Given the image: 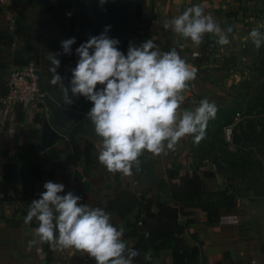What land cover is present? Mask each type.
<instances>
[{
    "label": "crops",
    "instance_id": "obj_1",
    "mask_svg": "<svg viewBox=\"0 0 264 264\" xmlns=\"http://www.w3.org/2000/svg\"><path fill=\"white\" fill-rule=\"evenodd\" d=\"M22 1L25 3V8L19 12L10 11L8 7H2L4 5L0 4V29H7L13 36V44L10 47L5 48L0 45V85H3L10 71L21 68L14 65L12 59L14 54L22 51L26 46L32 48V54H37L42 63L44 60H49V53H57L56 49L59 48L60 53L62 52L59 44L54 45L58 42L59 35L65 36L68 33L69 37L75 38L76 43L72 45L74 54L80 44L94 36L86 28L85 13L90 0ZM194 5L201 6L205 15H211L225 31L229 40L227 45H219L215 34H205L203 41H213L214 48L205 55L200 64L195 62L200 57V45H194L190 39L174 33L171 28L167 30L164 28L166 20L178 16ZM99 20L98 32L95 36L101 34L106 26H110L107 35L119 41L118 49L125 55L128 50L127 45L132 43L139 46L146 39H152L162 52L175 48L181 58L197 69L195 79L188 83V89L184 93V101H189L192 92H200L204 88L201 84L203 80L199 77L200 72H204L206 68H212L210 74L225 71L228 56L232 51H235L233 56L242 54L241 48L244 47L251 30L258 28L264 33V0H127L126 10L120 19L114 20L110 14H106ZM146 27L148 30L145 34ZM229 27L233 29L231 33L226 31ZM77 61L78 56L60 63L57 72L62 74L61 76L66 81H63L65 85H68L71 79V74L66 75L71 70L67 66L76 65ZM51 67L49 61L48 67H45L47 71L44 76L45 81L42 80L48 97L65 108L83 113L82 111L87 109L84 106V97L80 99L74 97L70 106L64 105L61 88L55 89L53 86L56 85L50 83L52 78L49 69ZM228 70L232 72V69ZM75 101L78 105L74 104ZM184 108L180 110H190V108ZM38 114L43 113L33 109L21 110L18 113L14 109L6 114L0 107V135L3 134L9 150L7 156H0V172L6 164H15L22 170L28 168L26 157L18 153L19 145L23 141L19 131L23 128L38 130V145L41 147L40 125L42 122L38 124L34 120ZM77 138L93 143L96 155H99V142L96 143L93 139L83 136ZM68 140H59L53 147L62 151ZM179 146L180 144L177 143L174 150L165 148L164 155L162 153L159 156L145 151L152 162V171L156 181L154 186H151L150 182L140 183L134 176L133 169L130 176H125L122 173H109L99 162L88 170L82 163L77 166L66 165L63 163L67 154L64 150L56 164L40 162L39 178L34 180L32 190L23 192L25 195L30 193V195L40 196L44 191V183L51 181L63 184L64 193L62 195L71 191L80 197L81 204L102 208L109 213L111 223L117 229L124 230L123 240L129 247H132L137 243V237L132 230L130 231L129 225L135 222L138 208L127 210L121 218L108 207L107 203L113 201L119 191H128L137 200L162 199L173 206L169 199V192L165 190L168 181L166 172L176 171L177 174L171 183L179 184L180 175L195 170L197 166L192 158L185 157L184 150ZM218 180V176L205 179L206 191L215 192L223 189L224 185L219 184ZM0 181L8 187L6 194H0V264H82L81 257L88 259L87 264H95V261L86 253L75 249L58 251L47 243L36 244L29 248L28 242L33 239L34 229L38 226V222L34 219L30 224L24 223L29 205L19 200V192L23 186L22 179L10 178ZM246 201H248V195L240 198L237 206L231 211L221 212V219L218 223H206L205 214L193 208L186 210L191 213L190 216L178 218L179 223L186 226L183 239L187 245L197 247L199 250L200 264H264V240L262 236L260 238L253 235L254 231H264V208L260 214V209L251 207L249 201L251 208L247 207ZM259 216L261 221H258ZM188 220L191 221L189 224ZM145 253L142 254L144 264H171L168 249L160 251L157 255L151 253V260H145Z\"/></svg>",
    "mask_w": 264,
    "mask_h": 264
},
{
    "label": "clouds",
    "instance_id": "obj_2",
    "mask_svg": "<svg viewBox=\"0 0 264 264\" xmlns=\"http://www.w3.org/2000/svg\"><path fill=\"white\" fill-rule=\"evenodd\" d=\"M103 5L106 0H99ZM106 26L98 36H91L76 48L78 61L65 85L57 73L58 56L70 55L75 38L61 41V53H49L53 74L50 83L59 85L64 105L74 97H84L92 105L86 118L100 138L98 162L109 173L132 174L143 152L159 156L174 150L186 136L199 143L207 122L215 117L217 108L207 99L194 110L181 111L188 83L195 79L197 69L189 65L175 48L162 52L152 39L139 46L129 44L125 55L118 49L119 41L110 38ZM171 30L199 46L205 34H215L219 45H227L225 31L211 15H205L199 5L188 7L181 14L164 22ZM232 28H227L231 33ZM254 46L264 44V33L254 28L249 33ZM38 199L30 202L25 224L35 219L38 226L29 248L47 243L63 251L75 249L86 253L95 264H134L139 251L123 240L124 230L117 229L110 214L102 208L80 203L64 185L48 181ZM151 260V252L145 253Z\"/></svg>",
    "mask_w": 264,
    "mask_h": 264
},
{
    "label": "trees",
    "instance_id": "obj_3",
    "mask_svg": "<svg viewBox=\"0 0 264 264\" xmlns=\"http://www.w3.org/2000/svg\"><path fill=\"white\" fill-rule=\"evenodd\" d=\"M24 8L25 3L22 0L8 1V9L10 11L19 12L24 10ZM71 29L72 26L70 27V31ZM147 30L148 27L145 28V34ZM69 38L71 37L68 36V33L65 36L59 35L58 42L54 45L57 46L59 44L58 46H61V41ZM12 44L13 36L7 29H0V45L8 48ZM119 45L120 43L118 46ZM127 47H129V45H127ZM213 48V41H203L199 47L200 57L195 61L196 64L202 63L205 55ZM55 52L60 53L59 48L56 49ZM75 57L72 47L70 55L61 54L58 56V59L61 63L66 59L72 60ZM39 59L40 57L37 54H32V48L26 46L22 51L14 54L12 63L20 67L28 66V64L31 63L35 69H38L40 64ZM5 93L6 89L1 84L0 96L5 95ZM255 101L262 106L264 112V93L257 96ZM84 106L87 109L92 107L91 103L86 99L84 100ZM256 106L258 105L256 104ZM16 111L18 113L21 112L19 109H16ZM262 115L264 116V113H262ZM43 119L44 115L38 114L34 120L36 123L40 124ZM232 122L231 118L227 115L225 116V121L210 119L207 126H216L217 129L215 134L218 135L217 133H219L220 129L222 130L223 127L231 125ZM19 134L23 137V141L19 145L18 153L26 157L28 168L22 170L15 164H6L2 167V171L0 172V180L10 178L22 179L23 186L19 192V200L28 205H30L33 199H38L39 196L34 194L30 195V193L25 195L23 191L29 192V190H32L34 180H37L40 176L41 163L50 165L56 164L59 160V156L64 150L67 154L65 155L63 163L66 165L77 166L82 163L84 168L88 170L98 163V155H96L97 153L93 143L82 140V138L69 139L65 143L64 150L60 151L54 147L50 149H42L39 147L38 130L23 128L19 131ZM221 138L219 142L225 146L223 135ZM244 139L256 145L259 144V142L264 143V135L261 132L253 133L251 136L245 135L243 132L235 133V131H233L232 141L234 144H238ZM8 152L9 150L2 134L0 135V156H7ZM216 152H218L220 156L213 157L211 162L215 171L204 170L201 172L199 171V167H196L195 170L180 175L179 184L171 183V180L174 179L177 174L176 171L168 170L166 172L168 181L165 185V190L169 192V199L173 203V206L170 205L168 201L162 199L153 200L152 198H142L137 200L128 191H119L115 199L107 203L108 207L121 218H123L127 210L138 208V215L135 218V222L129 225L130 231L132 230L137 237V243L131 248H135L140 253V255L134 259V263L144 264L142 254L145 252L150 251L154 255H157L160 251L168 249L170 250L171 264H200L199 250L197 247L187 245L186 241L183 239L186 226L180 224L178 218L180 216H190L191 213L186 210L193 208L205 214L206 223H218L221 219V212H229L234 209L237 206L238 200L244 197V193L248 190L247 186L241 189L237 183H225L223 189L215 192L206 191L204 180L215 178L217 174L227 177L228 182H231L235 177L238 179V182L242 184L249 180V173L246 172L249 166L243 157L237 156L228 149ZM224 164H226V167ZM256 164L259 166L258 162ZM250 172L253 171L251 170ZM236 173L238 175H236ZM253 183H255V181L251 184ZM7 192L8 187L0 181V194H6ZM190 222V220L187 221L188 224Z\"/></svg>",
    "mask_w": 264,
    "mask_h": 264
},
{
    "label": "rangeland",
    "instance_id": "obj_4",
    "mask_svg": "<svg viewBox=\"0 0 264 264\" xmlns=\"http://www.w3.org/2000/svg\"><path fill=\"white\" fill-rule=\"evenodd\" d=\"M2 7H8V3ZM245 41L244 47L241 48L242 54L240 56H233L235 51H232L228 56L226 67L232 69V72L227 68L225 71L217 72V74H210L212 68H206L203 70L204 72H200L199 77L203 80L201 84L204 88L200 92H192V96L189 97L191 100L183 101L181 109L185 107L184 109L190 108V110H194L201 100L207 99L209 102L214 103L217 108L215 117L212 118L213 120L225 121V116L228 115L233 121L231 125L235 133L243 132L245 135L252 136L253 133L261 132L264 135V116L262 115L264 112L262 106L255 101L257 96L264 93V44L257 49L249 35ZM233 59L235 61H232ZM48 63L49 60L42 61L37 69L41 75V79L43 76V81H45L44 76L47 72L45 67H48ZM72 65L69 64L67 66L68 69L72 70L75 64ZM71 70L66 75L69 76ZM57 73L62 75L60 72ZM50 75L52 78L53 74L50 73ZM65 79L67 78L65 77ZM53 88L60 89V86L56 85ZM202 95L203 97H200ZM77 98L80 99L82 97ZM74 104L78 105V102L75 101ZM88 111L89 109H85L82 112L85 114ZM225 128L220 129L219 133H217L218 135H216L217 127L214 125L207 126L204 137L198 144L194 143L193 136L189 135L183 137L178 142L180 144L179 147L184 150L185 157L187 156L194 160L195 165H197L196 167H199V171L201 172L204 170L215 171L211 162L213 157L220 156L216 151L228 149L237 156L243 157L249 166L246 170L249 173V180L242 184L235 177L231 182H228L227 177L217 174L219 177L218 182L223 185L225 183H237L241 189L247 186L248 190L244 193V197L248 195V201L251 202V207L260 209L261 214L264 208V143L259 142L256 145L244 139L238 144H234L232 137H230V142H228L225 138ZM222 135L225 146L219 142V139H222ZM257 162L259 166H257ZM224 165L226 167V164ZM251 170L253 172H250ZM236 175L238 174L236 173ZM253 181L255 183L251 184ZM248 201L245 204L247 207H250ZM258 221H261L260 216ZM254 234L260 238L262 236L264 240V231H254Z\"/></svg>",
    "mask_w": 264,
    "mask_h": 264
},
{
    "label": "water",
    "instance_id": "obj_5",
    "mask_svg": "<svg viewBox=\"0 0 264 264\" xmlns=\"http://www.w3.org/2000/svg\"><path fill=\"white\" fill-rule=\"evenodd\" d=\"M126 7L127 0H106L103 5L99 0H90L85 13L86 28L95 36L98 32L99 19L102 16L110 14L112 19L118 20L125 12ZM37 74L40 77V73L37 72ZM40 88L45 92L42 79H40ZM46 100L51 117L49 120L44 118L40 125V145L43 149L52 148L59 140L81 136L100 142V138L95 134L94 127L87 120L86 115L65 108L48 96ZM133 173L140 183L150 182L151 186L156 184L152 162L145 152L138 158V165L133 166Z\"/></svg>",
    "mask_w": 264,
    "mask_h": 264
},
{
    "label": "built area",
    "instance_id": "obj_6",
    "mask_svg": "<svg viewBox=\"0 0 264 264\" xmlns=\"http://www.w3.org/2000/svg\"><path fill=\"white\" fill-rule=\"evenodd\" d=\"M9 0H0V4H7ZM39 72L30 63L28 66L10 71L4 80L3 86L6 89L5 95L0 96V107L6 114L14 109L35 110L42 112L45 119H50L46 92L40 88ZM234 128L232 125L224 129L226 141L230 142ZM82 264H87L88 259L81 257Z\"/></svg>",
    "mask_w": 264,
    "mask_h": 264
}]
</instances>
